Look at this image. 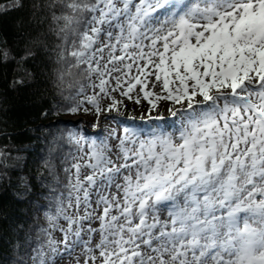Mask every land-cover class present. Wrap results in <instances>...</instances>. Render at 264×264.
I'll list each match as a JSON object with an SVG mask.
<instances>
[{
  "label": "snow or ice",
  "instance_id": "6c2138e0",
  "mask_svg": "<svg viewBox=\"0 0 264 264\" xmlns=\"http://www.w3.org/2000/svg\"><path fill=\"white\" fill-rule=\"evenodd\" d=\"M50 7L68 64L59 79L76 69L87 81L68 84L76 88L69 114L94 116L93 127L102 116L120 123L129 100L146 101L150 120L166 119L152 115L161 103L179 119L175 131L125 126L113 134L115 153L107 140L89 143L72 165L67 195L45 212L63 236L42 230L52 251L63 259L80 248L83 264H264V0ZM68 139L84 138L69 131Z\"/></svg>",
  "mask_w": 264,
  "mask_h": 264
},
{
  "label": "trees",
  "instance_id": "16d2710c",
  "mask_svg": "<svg viewBox=\"0 0 264 264\" xmlns=\"http://www.w3.org/2000/svg\"><path fill=\"white\" fill-rule=\"evenodd\" d=\"M13 3L0 0L6 6L0 11V264H40L41 254L47 263L58 257L42 230L57 241L63 239L60 231L49 228L45 212L54 213L57 199L67 195L69 176L75 172L72 165L86 157L92 140H107L110 145L113 141V151L118 140L101 127L96 136L90 135L87 117L79 123L70 117L87 115L66 111L73 103L67 97L76 91L68 84L87 81L76 69L63 83L59 79L68 64L59 57L63 41L52 20L53 0H19L10 6ZM90 89H85L88 95ZM125 104L118 123L121 130L130 128L126 116L135 113L130 102ZM69 131L84 138L80 144L69 141ZM59 223L67 227L63 219Z\"/></svg>",
  "mask_w": 264,
  "mask_h": 264
},
{
  "label": "rangeland",
  "instance_id": "374dc122",
  "mask_svg": "<svg viewBox=\"0 0 264 264\" xmlns=\"http://www.w3.org/2000/svg\"><path fill=\"white\" fill-rule=\"evenodd\" d=\"M133 74H135V72H133ZM96 82L98 83V81H96ZM96 91H99V89H96ZM91 94H92V89H90L89 95H91ZM133 95H134V93H133ZM117 98L119 99L120 97L118 96ZM125 101H129V100H125ZM129 102H131V101H129ZM130 104L133 106V110L135 111V113H131L133 115L130 117H134V120H140L141 119L143 121V123H146V124H152V120H150L148 118V109L149 108L146 107V106H148L146 101H141L140 106H137L134 103H130ZM167 107H168V105L163 104L159 108L160 111H159L158 116L162 115L163 117L166 118L164 121H162L163 126H160L159 128L168 129L169 131H175L176 128L179 126V119L170 117L169 113L165 110ZM81 114H84V113H81ZM84 116H85V114H84ZM70 117L72 119H74V122H77L80 120H82L83 122H86V117H87V120H89V123L92 124L90 131L98 132L100 130V127H101V128H104V130L109 129V130L113 131L114 134L120 135L119 127L116 126V122L111 120V119H105L103 116L100 119V123H99L98 127H93V124L95 123V117L94 116L87 115V116L82 118L81 116L77 115V116H70ZM144 132H145V130H144ZM145 134H147V133H145ZM93 206H95V205H93ZM98 226H99L98 221L92 224V227H94V228H96ZM98 241H99V235L97 234L94 237V239L92 240V244L95 245V243H97ZM82 251H83L82 249L78 248L76 250V252L73 254V256L69 257V256H67V254H65V257L63 259H61V257L59 256L58 258L50 261L48 264H76V257L79 258L80 264H83L84 255H82ZM97 255H98V253H97ZM97 264H99V261H97Z\"/></svg>",
  "mask_w": 264,
  "mask_h": 264
},
{
  "label": "bare ground",
  "instance_id": "6f19581e",
  "mask_svg": "<svg viewBox=\"0 0 264 264\" xmlns=\"http://www.w3.org/2000/svg\"><path fill=\"white\" fill-rule=\"evenodd\" d=\"M164 218H166V214H165L164 216L161 217V219H164Z\"/></svg>",
  "mask_w": 264,
  "mask_h": 264
}]
</instances>
